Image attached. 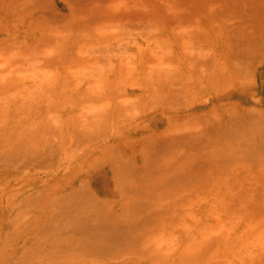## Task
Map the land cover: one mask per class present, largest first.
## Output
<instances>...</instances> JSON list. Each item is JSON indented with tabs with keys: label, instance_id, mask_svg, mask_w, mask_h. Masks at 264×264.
I'll return each instance as SVG.
<instances>
[{
	"label": "rangeland",
	"instance_id": "1",
	"mask_svg": "<svg viewBox=\"0 0 264 264\" xmlns=\"http://www.w3.org/2000/svg\"><path fill=\"white\" fill-rule=\"evenodd\" d=\"M192 3L0 0V198L120 189L104 219L42 190L0 264H264V0Z\"/></svg>",
	"mask_w": 264,
	"mask_h": 264
},
{
	"label": "crops",
	"instance_id": "2",
	"mask_svg": "<svg viewBox=\"0 0 264 264\" xmlns=\"http://www.w3.org/2000/svg\"><path fill=\"white\" fill-rule=\"evenodd\" d=\"M59 183L62 184L63 186L59 187L58 186ZM17 188H22V187L11 186L6 189H17ZM31 189H34V190L23 194L19 198H16L17 200L16 204H14L12 201V198L14 197V195H12V197L10 195V192H12L13 190L8 191L4 196H2L3 198H0L1 199L0 201L3 200L2 202H4L5 204L4 208H0V220L4 221V230H0V232H4L5 243H7L6 238L12 235V233H13V236L15 237H23L22 243H21L23 247L21 248V252H28L29 250L30 251L38 250V248H36L37 246L29 245V236L35 238L38 235V233L39 234L41 233L37 229H33L32 231L24 230L23 222L34 221V220H38V221L39 220H50V219L55 218V215L53 213L46 214L45 212L37 211V210L43 209L42 206L44 207L45 202H43V200H45V196H42V194L47 193L48 195H52L51 199L59 200V201L61 200L64 201V198H67L70 208L75 205L77 211H83L85 209H88L92 214H99V216L103 217V219L104 217L109 216L108 215L110 212L109 208L113 207L112 205L120 206V189L118 187H116L117 190L116 192H114V195H110L111 193L110 194L98 193L97 191L94 190L93 183L90 179L88 182H83V184H79L78 182L74 183L71 181H68V182L55 181V182H52L51 184L44 185L43 182L42 183L39 182L37 186ZM46 189L47 190L62 189L63 192H60V191L42 192V190H46ZM32 203H34L33 205H36L35 208L33 207V205H28ZM12 204L15 205L14 208ZM50 215H53V216L50 217ZM14 219L17 222L21 223V224L19 223L21 225V229L18 231L12 228L13 225L11 224V222ZM98 230L99 231H96V229H93L90 232H109V230H107L106 228L98 229ZM71 235L72 237L73 236L83 237V233H79V232H74V234L71 233ZM87 237L88 236L86 233V239L84 240V245L87 241ZM24 238H26V241ZM83 250H84L83 248L75 249V250L71 248L69 249V252L71 251L81 252ZM39 251L45 252V253L52 252L53 254H56V253H59L60 250L58 249L57 244H53L52 246H48L47 249L41 248L39 249ZM43 263H44L43 261L37 260L36 262L32 264H43ZM51 264H58V261L55 260V255H53L52 257Z\"/></svg>",
	"mask_w": 264,
	"mask_h": 264
},
{
	"label": "bare ground",
	"instance_id": "3",
	"mask_svg": "<svg viewBox=\"0 0 264 264\" xmlns=\"http://www.w3.org/2000/svg\"><path fill=\"white\" fill-rule=\"evenodd\" d=\"M207 1V0H206ZM260 2H261V0H260ZM185 3H187L186 1H185ZM191 3H192V0H191ZM154 4H155V2H154ZM169 4H171V3H169ZM179 4V3H178ZM192 4H194V3H192ZM259 4V3H258ZM263 4V3H262ZM156 5V4H155ZM158 5V4H157ZM168 5V4H167ZM196 5V4H195ZM203 5V4H202ZM260 5V4H259ZM153 6V5H152ZM197 6V5H196ZM159 8H160V6H158ZM264 7V6H263ZM264 9V8H263ZM164 10V9H163ZM249 10V9H248ZM252 10V9H251ZM124 12H125V10H123ZM246 11V10H245ZM258 11V10H257ZM256 11V12H257ZM131 12V11H130ZM134 12H136V11H134ZM169 12V11H168ZM209 12V11H208ZM211 12V11H210ZM210 12H209V14H210ZM217 12H219V11H217ZM172 13H173V11H172ZM249 13V12H248ZM125 14V13H124ZM131 14V13H130ZM134 14H136V13H134ZM157 14V13H156ZM165 14V13H164ZM180 14V13H179ZM181 14H184V13H181ZM257 14H259V12H257ZM185 15V14H184ZM210 15H212V12H211V14ZM247 15V14H246ZM261 15V14H260ZM153 16V15H152ZM181 16V15H180ZM201 16V15H200ZM161 17V16H160ZM168 17V16H167ZM220 17V16H219ZM208 18V17H207ZM156 19V18H155ZM163 19V18H162ZM183 19V18H182ZM206 20V19H205ZM168 22V21H167ZM175 22H177V21H175ZM202 22V21H201ZM155 25V24H154ZM164 30V29H163ZM171 30V29H170ZM175 31V30H174ZM158 33V32H157ZM170 33V32H169ZM172 34V33H171ZM174 34V33H173ZM176 35H177V33H176ZM179 35V34H178ZM177 35V36H178ZM177 36H176V38H177ZM174 38V37H173ZM179 38V37H178ZM181 38V37H180ZM262 223V222H261Z\"/></svg>",
	"mask_w": 264,
	"mask_h": 264
}]
</instances>
